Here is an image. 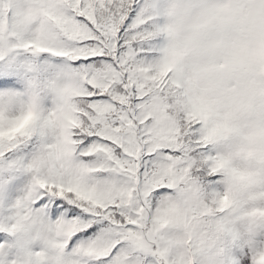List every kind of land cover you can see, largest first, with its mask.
I'll use <instances>...</instances> for the list:
<instances>
[{
    "label": "snow or ice",
    "instance_id": "1",
    "mask_svg": "<svg viewBox=\"0 0 264 264\" xmlns=\"http://www.w3.org/2000/svg\"><path fill=\"white\" fill-rule=\"evenodd\" d=\"M0 264H264V0H0Z\"/></svg>",
    "mask_w": 264,
    "mask_h": 264
}]
</instances>
